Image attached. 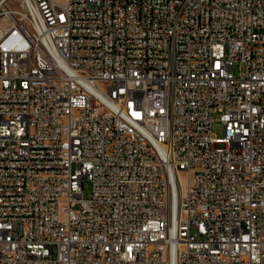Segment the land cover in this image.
I'll return each instance as SVG.
<instances>
[{
  "label": "built area",
  "instance_id": "1",
  "mask_svg": "<svg viewBox=\"0 0 264 264\" xmlns=\"http://www.w3.org/2000/svg\"><path fill=\"white\" fill-rule=\"evenodd\" d=\"M0 264H264V0H0Z\"/></svg>",
  "mask_w": 264,
  "mask_h": 264
},
{
  "label": "rangeland",
  "instance_id": "2",
  "mask_svg": "<svg viewBox=\"0 0 264 264\" xmlns=\"http://www.w3.org/2000/svg\"><path fill=\"white\" fill-rule=\"evenodd\" d=\"M243 69L241 70V73H243ZM232 73L234 75H237L238 74V66L237 65H234V67L232 68ZM212 119H213V122H212V132L216 135V136H221L222 134V127L221 125L218 123V115L217 114H213L212 115ZM84 185V195L87 196L89 194V183L87 181H85L83 183Z\"/></svg>",
  "mask_w": 264,
  "mask_h": 264
}]
</instances>
